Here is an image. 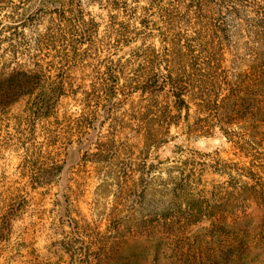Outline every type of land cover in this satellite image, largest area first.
I'll return each instance as SVG.
<instances>
[{
	"label": "trees",
	"instance_id": "trees-1",
	"mask_svg": "<svg viewBox=\"0 0 264 264\" xmlns=\"http://www.w3.org/2000/svg\"><path fill=\"white\" fill-rule=\"evenodd\" d=\"M90 7L104 17L98 20ZM88 68L94 74L86 84ZM133 95L145 116L135 124L145 148L218 129L249 164L238 172L233 159L211 155L200 166L230 176L235 171L246 178L242 185L199 186L194 160H172L164 178L147 156L110 150L118 125H125L113 121L115 99ZM20 97L27 98V123L54 117L57 164L63 146L94 142L92 120L101 107L110 119L111 135L95 140L90 162L103 170L98 188H112L117 207H129L130 215L110 213L105 231L96 234L85 220L84 236L90 243L96 239L99 253L93 258L88 249L79 258L66 242L76 264L134 258L146 264H229L240 253L247 214L226 209L227 202L221 208L216 198L228 201L238 192L247 200L264 197V148L260 157L247 148L258 145L251 129L264 135V0H0V102ZM69 97L81 101L80 113L58 118L61 99ZM181 123L182 133L171 134ZM65 197L66 221L75 231L82 226ZM146 203L145 209L159 212L143 216ZM216 240L225 246L210 252L198 246Z\"/></svg>",
	"mask_w": 264,
	"mask_h": 264
},
{
	"label": "rangeland",
	"instance_id": "rangeland-1",
	"mask_svg": "<svg viewBox=\"0 0 264 264\" xmlns=\"http://www.w3.org/2000/svg\"><path fill=\"white\" fill-rule=\"evenodd\" d=\"M89 9L99 16L98 20L104 17V12L96 7ZM126 50L125 47L120 49L118 55ZM86 73L88 84L94 71L88 68ZM26 101V97H20L6 104L0 102V264H76L78 260L65 251L66 242L74 244L77 249L76 256L79 258H82L85 255L83 252L88 249L90 256L97 258L99 250L96 239L94 243H90L84 236L85 220L91 224V229L96 234L105 231L110 213L130 215L129 207H117L116 195L112 188H98L103 181V170L99 171L95 168L96 163L90 162L91 153L97 150L95 140L105 141L111 135L110 119L101 107L97 117L92 120L96 124V130L91 133L94 135V142L89 145L73 142L63 146L58 153L57 164L52 136L54 117L27 123ZM115 101L117 109L113 121L125 125L124 128L118 125L114 136L115 143L110 150L120 151V154L130 152L137 157L147 156V162H154L164 178L167 177L166 172L171 170L170 166L175 164L173 161L176 160L179 165L181 160H190V163L194 160L195 172L197 179L199 178L197 182L201 187H233L242 185L245 181L246 178L235 171L230 176L214 169L204 170L200 166V161L211 155L233 159L237 162L238 172H241L243 164H249V159L236 154L218 129H215L211 136L189 140L179 136L155 150H148L143 144V132L135 125L145 117L137 112V96L116 98ZM80 102L70 97L61 99L58 118H63L64 115L77 116L81 111ZM182 128V123L178 128L171 127L170 133H182ZM251 130L252 140L258 145H248L247 148L249 152H254L260 157L264 148V135L258 128ZM55 164L61 170L59 173ZM188 167L189 165H185V168ZM57 174L60 176L58 183L53 181ZM262 178L264 186V173ZM37 180L42 183H37ZM69 180L73 181L72 191L66 188ZM65 195L72 203V216L78 219L82 226L75 231L66 221L68 212ZM227 198L228 201L217 197L216 205H222V208L227 202L226 209L239 215L245 212L247 215L242 217L240 226L243 234L248 235L241 245V250L239 249L240 253L234 256L229 264H264V197L247 200L238 192ZM147 204H144L143 210L140 211L143 216H149L152 211L159 212L158 207L145 209ZM74 232L80 236L75 238ZM198 246L210 252L225 245L216 240L208 244L199 243ZM122 264L146 262L142 258H134Z\"/></svg>",
	"mask_w": 264,
	"mask_h": 264
}]
</instances>
